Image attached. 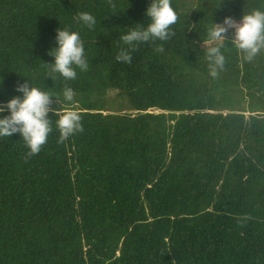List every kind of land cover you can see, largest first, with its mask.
Segmentation results:
<instances>
[{
	"label": "trees",
	"instance_id": "trees-1",
	"mask_svg": "<svg viewBox=\"0 0 264 264\" xmlns=\"http://www.w3.org/2000/svg\"><path fill=\"white\" fill-rule=\"evenodd\" d=\"M147 3L0 0V106L25 78L61 105L71 87L82 126L60 140L53 124L35 154L0 138V264H264V47L246 59L228 33L210 75L199 9L215 0H171L172 35L117 61ZM254 8L223 0L211 18ZM58 27L85 46L72 80L47 76Z\"/></svg>",
	"mask_w": 264,
	"mask_h": 264
},
{
	"label": "clouds",
	"instance_id": "clouds-1",
	"mask_svg": "<svg viewBox=\"0 0 264 264\" xmlns=\"http://www.w3.org/2000/svg\"><path fill=\"white\" fill-rule=\"evenodd\" d=\"M222 6L223 0H215V3L208 4L207 10L201 6L199 9L203 17L205 14L209 17L204 34L206 47L202 55L208 61L209 72L213 76L224 64L221 48L226 46L228 33L231 35L227 44L241 50L246 59L264 47V9L244 11L238 18L223 15L219 21L213 20L211 17L214 11H219ZM142 15L143 22H133L123 27L120 40L124 47L119 49L115 57L117 61L130 62L132 49L140 43L167 40L172 35V26L178 20L171 0H148ZM77 20L89 28L97 24L94 15L87 11L79 12ZM53 39L54 45L47 49L51 61L44 62L49 66L47 76L50 79L59 75L65 80H72L77 75V69L85 71L88 68L85 46L78 31L58 27L54 30ZM14 91L17 94L10 96L0 106V138L18 134L30 154H35L47 141L53 124L60 140L81 130V109L76 106L71 87L62 89L64 105L54 94L36 86L27 78L16 83ZM54 102L56 106H53Z\"/></svg>",
	"mask_w": 264,
	"mask_h": 264
}]
</instances>
